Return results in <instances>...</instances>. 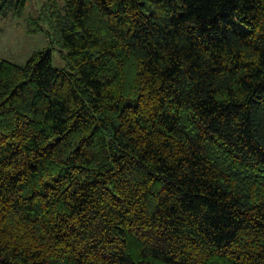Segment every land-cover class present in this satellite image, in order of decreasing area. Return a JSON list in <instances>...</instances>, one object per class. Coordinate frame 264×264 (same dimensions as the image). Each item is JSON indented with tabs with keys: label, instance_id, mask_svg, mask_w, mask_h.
I'll return each instance as SVG.
<instances>
[{
	"label": "trees",
	"instance_id": "16d2710c",
	"mask_svg": "<svg viewBox=\"0 0 264 264\" xmlns=\"http://www.w3.org/2000/svg\"><path fill=\"white\" fill-rule=\"evenodd\" d=\"M63 2L66 70L0 59V264H264V0Z\"/></svg>",
	"mask_w": 264,
	"mask_h": 264
},
{
	"label": "rangeland",
	"instance_id": "374dc122",
	"mask_svg": "<svg viewBox=\"0 0 264 264\" xmlns=\"http://www.w3.org/2000/svg\"><path fill=\"white\" fill-rule=\"evenodd\" d=\"M55 2L59 9L64 5L63 0ZM50 14L48 0H30L22 16L0 17V59L25 65L33 53L50 48L54 66L66 70L65 52L50 28Z\"/></svg>",
	"mask_w": 264,
	"mask_h": 264
}]
</instances>
